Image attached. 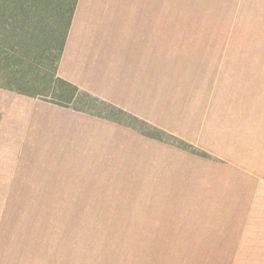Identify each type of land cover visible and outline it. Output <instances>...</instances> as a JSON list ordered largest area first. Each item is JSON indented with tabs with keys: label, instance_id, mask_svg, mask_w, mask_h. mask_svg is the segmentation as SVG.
<instances>
[{
	"label": "rangeland",
	"instance_id": "rangeland-1",
	"mask_svg": "<svg viewBox=\"0 0 264 264\" xmlns=\"http://www.w3.org/2000/svg\"><path fill=\"white\" fill-rule=\"evenodd\" d=\"M73 1L0 0L1 84L39 91L44 78L43 102L75 94L54 78ZM141 1L158 33V110L182 132L110 110L135 131H109L76 200L9 208L5 264L225 261L250 226L264 238V0Z\"/></svg>",
	"mask_w": 264,
	"mask_h": 264
},
{
	"label": "crops",
	"instance_id": "crops-1",
	"mask_svg": "<svg viewBox=\"0 0 264 264\" xmlns=\"http://www.w3.org/2000/svg\"><path fill=\"white\" fill-rule=\"evenodd\" d=\"M151 24L141 0H77L54 73L75 86V94L43 102L44 78L39 91L0 83V264L15 251L16 242L7 235L9 208L26 200H76L91 161L100 158L103 141L109 142V131H135L134 125L108 115L110 110L182 132L165 123L158 110V33ZM42 55L45 63V50ZM88 98L109 109H96ZM257 214L264 216V209ZM250 227L243 238L231 241L238 250L228 260L214 256L213 261L179 264H264V238H255Z\"/></svg>",
	"mask_w": 264,
	"mask_h": 264
},
{
	"label": "trees",
	"instance_id": "trees-1",
	"mask_svg": "<svg viewBox=\"0 0 264 264\" xmlns=\"http://www.w3.org/2000/svg\"><path fill=\"white\" fill-rule=\"evenodd\" d=\"M76 1H77V0H74V1H73V5H72L71 9L74 8V6H75V4H76ZM66 29H67V28H65V31H64V34H63V38H64V36H65V34H66V31H67ZM58 80L61 81V82L64 83V84L70 86L71 88H73L74 91L77 90V88H76L75 86H73L71 83H69V82H67V81H64V80H61V79H58ZM188 149H189V151H191V152H193V153H196V154H199V155H201V156H205V157H206V156H209L207 152L202 151V150H199V149L195 148L194 146H191V145H190V147H189Z\"/></svg>",
	"mask_w": 264,
	"mask_h": 264
}]
</instances>
